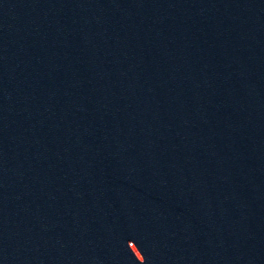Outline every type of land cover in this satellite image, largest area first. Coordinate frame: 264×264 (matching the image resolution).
Segmentation results:
<instances>
[{
    "label": "water",
    "instance_id": "water-1",
    "mask_svg": "<svg viewBox=\"0 0 264 264\" xmlns=\"http://www.w3.org/2000/svg\"><path fill=\"white\" fill-rule=\"evenodd\" d=\"M0 264H264V0H0Z\"/></svg>",
    "mask_w": 264,
    "mask_h": 264
}]
</instances>
